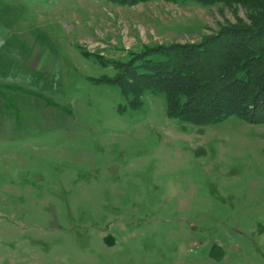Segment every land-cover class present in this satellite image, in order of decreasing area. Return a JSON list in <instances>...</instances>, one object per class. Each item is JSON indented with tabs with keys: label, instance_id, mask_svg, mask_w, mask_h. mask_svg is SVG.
I'll return each mask as SVG.
<instances>
[{
	"label": "rangeland",
	"instance_id": "obj_1",
	"mask_svg": "<svg viewBox=\"0 0 264 264\" xmlns=\"http://www.w3.org/2000/svg\"><path fill=\"white\" fill-rule=\"evenodd\" d=\"M126 2L0 0V264H264V125L111 82L248 13Z\"/></svg>",
	"mask_w": 264,
	"mask_h": 264
},
{
	"label": "trees",
	"instance_id": "obj_2",
	"mask_svg": "<svg viewBox=\"0 0 264 264\" xmlns=\"http://www.w3.org/2000/svg\"><path fill=\"white\" fill-rule=\"evenodd\" d=\"M189 1L201 7L241 6L251 23L238 20L198 44L130 53L122 64L111 61L118 65L111 82L132 95L133 105L141 106L147 93L164 95L169 117L182 123L209 126L237 116L264 125V0Z\"/></svg>",
	"mask_w": 264,
	"mask_h": 264
}]
</instances>
